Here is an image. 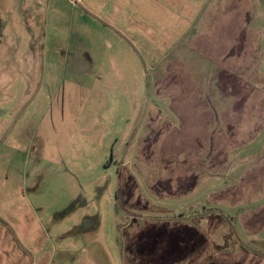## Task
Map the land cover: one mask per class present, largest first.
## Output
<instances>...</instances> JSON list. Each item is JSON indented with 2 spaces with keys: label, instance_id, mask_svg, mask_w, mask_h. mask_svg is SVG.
<instances>
[{
  "label": "rangeland",
  "instance_id": "1",
  "mask_svg": "<svg viewBox=\"0 0 264 264\" xmlns=\"http://www.w3.org/2000/svg\"><path fill=\"white\" fill-rule=\"evenodd\" d=\"M0 264H264V0H0Z\"/></svg>",
  "mask_w": 264,
  "mask_h": 264
},
{
  "label": "crops",
  "instance_id": "2",
  "mask_svg": "<svg viewBox=\"0 0 264 264\" xmlns=\"http://www.w3.org/2000/svg\"><path fill=\"white\" fill-rule=\"evenodd\" d=\"M180 69H181V67H180Z\"/></svg>",
  "mask_w": 264,
  "mask_h": 264
}]
</instances>
